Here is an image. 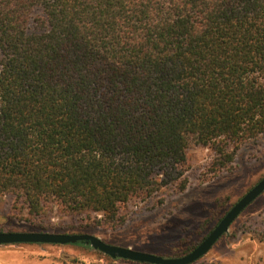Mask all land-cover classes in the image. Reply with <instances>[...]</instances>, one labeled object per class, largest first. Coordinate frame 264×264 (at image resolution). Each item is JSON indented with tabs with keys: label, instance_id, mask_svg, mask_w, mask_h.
I'll list each match as a JSON object with an SVG mask.
<instances>
[{
	"label": "trees",
	"instance_id": "16d2710c",
	"mask_svg": "<svg viewBox=\"0 0 264 264\" xmlns=\"http://www.w3.org/2000/svg\"><path fill=\"white\" fill-rule=\"evenodd\" d=\"M262 134L264 0H0V195L40 229L117 228L190 148L219 170Z\"/></svg>",
	"mask_w": 264,
	"mask_h": 264
},
{
	"label": "rangeland",
	"instance_id": "374dc122",
	"mask_svg": "<svg viewBox=\"0 0 264 264\" xmlns=\"http://www.w3.org/2000/svg\"><path fill=\"white\" fill-rule=\"evenodd\" d=\"M215 157L209 147L190 148L182 175L186 179L185 189L176 192L168 189L148 199L131 202L125 223L117 228L88 224L85 217L59 215L54 211L48 218V227L40 229L22 219L26 216L25 207L13 211V196L4 194L0 195V231L89 233L117 246L165 257L184 255L264 176V134L244 142L227 167L214 170ZM162 197V203L156 204ZM263 216L264 191L237 216L228 231L191 264H264V232L258 234L247 229ZM210 218L207 227L200 231V225ZM80 263L109 264L110 260L83 243L0 245V264Z\"/></svg>",
	"mask_w": 264,
	"mask_h": 264
},
{
	"label": "water",
	"instance_id": "95a60500",
	"mask_svg": "<svg viewBox=\"0 0 264 264\" xmlns=\"http://www.w3.org/2000/svg\"><path fill=\"white\" fill-rule=\"evenodd\" d=\"M264 191V176L243 194L221 217L215 227L192 250L181 256L162 255L109 244L89 233L10 232L0 231V245L20 243H83L112 259L148 264H191L202 257L228 231L237 216Z\"/></svg>",
	"mask_w": 264,
	"mask_h": 264
}]
</instances>
